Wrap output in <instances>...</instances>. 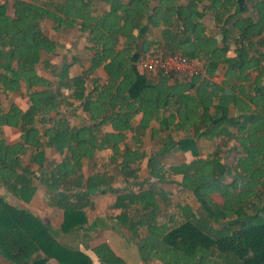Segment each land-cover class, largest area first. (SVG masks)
Returning <instances> with one entry per match:
<instances>
[{
    "label": "trees",
    "instance_id": "obj_1",
    "mask_svg": "<svg viewBox=\"0 0 264 264\" xmlns=\"http://www.w3.org/2000/svg\"><path fill=\"white\" fill-rule=\"evenodd\" d=\"M159 53L197 60L206 74L139 69ZM24 92L27 108L16 101ZM1 95L0 190L28 204L43 188L63 211L62 233L96 226L93 197L111 194L105 217L146 263L264 264V0H13L11 11L0 0ZM149 131L160 137L153 151ZM176 148L193 159L176 162ZM177 188L193 202L178 203ZM93 251L101 264H128L108 243ZM0 253L94 264L2 193Z\"/></svg>",
    "mask_w": 264,
    "mask_h": 264
},
{
    "label": "crops",
    "instance_id": "obj_2",
    "mask_svg": "<svg viewBox=\"0 0 264 264\" xmlns=\"http://www.w3.org/2000/svg\"><path fill=\"white\" fill-rule=\"evenodd\" d=\"M215 81L220 82L221 76L220 75L216 76ZM3 192L4 193L2 194H4L5 197L8 194L9 198L6 197V199L10 203H12L13 205H17L20 208L28 207L32 212L39 215L46 222H48L52 226L55 233L57 234V239L61 243L68 246L81 248L83 251L89 254L92 257L94 264H101V262L100 259L97 257V255L94 253L93 248L102 243H108L119 256L124 258V260L128 264H162L157 260L146 263L141 257L138 246L135 249L134 247L135 242L128 235L118 232L117 230L108 226L105 222L103 223L97 222L98 224L96 226L92 228H88L86 230H79L68 234H64L66 238L63 237L62 239L61 237L59 239L58 238L59 234L57 233L58 227L56 226L57 221H54L53 217L55 218L56 214H59L61 217L60 212L63 211L56 208L54 209L50 208L49 206L46 205V203L43 201V197L45 193L43 188H39L34 199L28 204H25L23 201L19 200L14 195H11L5 190H3ZM42 201L43 204H40ZM47 214L49 216V219L53 220L54 223L49 222L48 218H44L47 216ZM61 223L62 222H60V224ZM72 237L76 238L77 244H74V242H72ZM0 264H17V263L8 259L5 255L0 253ZM47 264H59V263L55 258H52L49 260Z\"/></svg>",
    "mask_w": 264,
    "mask_h": 264
},
{
    "label": "rangeland",
    "instance_id": "obj_3",
    "mask_svg": "<svg viewBox=\"0 0 264 264\" xmlns=\"http://www.w3.org/2000/svg\"><path fill=\"white\" fill-rule=\"evenodd\" d=\"M12 2H13V0H8V9L10 11H11V7H12ZM207 21L208 22H211L210 19H208ZM44 29L49 34L52 32L51 31V27H50V25L48 23H45ZM67 33H63L62 32V33H59L58 36L61 37V38H64L65 41H67L66 43L70 44V42H71L70 39L65 37L67 35ZM77 47H78L77 48L78 51H80L81 53H85L84 52L85 50H83L84 49L83 48V42H80L79 44H77ZM69 57H71V55H69L68 58ZM81 57H82V59H87V56H85V54H81ZM72 69H73V72L76 73V72H78L80 70V67L79 66H75ZM0 97H1L2 103L3 104H6V98L3 95H1ZM16 101L23 108H27L29 106V104H30L29 99H28V97H27V95H26L25 92L24 93H20V95H18L16 97ZM69 116H70V119L72 121L77 122L79 124H81L82 121H83V119L81 117L75 116L72 113L69 114ZM139 118H140V116H138V119ZM153 125L156 126V127L158 126L156 122H154ZM5 134L8 136V138H9L10 141H15V140H17V138L19 136V131L16 130V129L7 127V128H5ZM159 138H160L159 136L153 137L152 134L149 131V134L144 137V147H145V149L147 151H153L155 148L157 149L158 148L157 143L159 141ZM203 145H204V154L212 151V149L214 147V145L211 144L210 142H206ZM49 157H50V160H52L54 158H59V156L56 153H54V152H50L49 153ZM174 157H175L176 162H182L184 160L185 161L186 160L187 161H190L193 158V156L190 153H183L178 148H176L175 151H174ZM97 159L98 160H105L106 159V153L100 154ZM142 166H143V170L141 171V174H143L144 169H145V161L143 162ZM88 168H90V167H88ZM37 170L39 172V170H40L39 167H37ZM0 193H4L3 190H0ZM6 197L9 198L8 194L6 195ZM173 198L176 201H178V203H186V202L192 203L193 202V199H192L191 194L188 193V192L181 191L179 188H177L174 191ZM93 199L95 201V207H94V209H92L89 212L90 219L91 220H96L97 222H100V223L105 222L108 226H110V227L113 228V224L114 223L111 220H109L108 217H105V216H106V214L109 213V206L113 203V201L115 199V196H113L111 194H107V195H104V196H98V195H96V196L93 197ZM40 204H43V201ZM110 210H111V208H110ZM110 212L115 214V213H119L120 210H117L116 209V210H111ZM60 213H61V217H60L59 214H56L55 215V218L53 217V220L54 221H57L56 226L58 227V229H57V233L59 234L58 238L60 239L62 237V239H63V237H65L64 234H66V233H62L60 231V226L62 224V223L60 224V222H63V212H60ZM44 218H48L49 222L54 223L53 220L49 219L48 214ZM46 223L49 224L48 222H46ZM96 233H95V235H96ZM126 233H127L126 235H130L129 232H126ZM72 242H74V244H77L75 237H72ZM134 247L136 249V247H137L136 243H135Z\"/></svg>",
    "mask_w": 264,
    "mask_h": 264
},
{
    "label": "built area",
    "instance_id": "obj_4",
    "mask_svg": "<svg viewBox=\"0 0 264 264\" xmlns=\"http://www.w3.org/2000/svg\"><path fill=\"white\" fill-rule=\"evenodd\" d=\"M138 67L142 72H163L177 77L204 76L203 66L194 59L181 54L159 53L139 60Z\"/></svg>",
    "mask_w": 264,
    "mask_h": 264
}]
</instances>
